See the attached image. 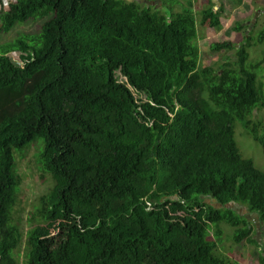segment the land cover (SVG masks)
<instances>
[{
	"label": "trees",
	"instance_id": "16d2710c",
	"mask_svg": "<svg viewBox=\"0 0 264 264\" xmlns=\"http://www.w3.org/2000/svg\"><path fill=\"white\" fill-rule=\"evenodd\" d=\"M209 4L200 25L221 31L224 10ZM167 6L16 0L0 10L6 35L41 23L0 45V264H18L23 244L25 264H227L210 236L223 224L236 244L264 247L256 238L264 174L236 141L241 123L264 150L250 119L264 108V60L250 63L264 28L257 44L213 43L210 53L234 51L237 60L205 67L193 4L176 13ZM34 145L54 186L25 237L13 218L22 186L16 155Z\"/></svg>",
	"mask_w": 264,
	"mask_h": 264
},
{
	"label": "rangeland",
	"instance_id": "374dc122",
	"mask_svg": "<svg viewBox=\"0 0 264 264\" xmlns=\"http://www.w3.org/2000/svg\"><path fill=\"white\" fill-rule=\"evenodd\" d=\"M16 0H0V5L8 8V4ZM139 1V0H138ZM141 1V0H140ZM150 1V0H146ZM156 3L158 7H170L173 11L181 12L184 8H188V3L193 4V10L197 15L199 26V40L197 41L198 47L201 49L202 65L205 67H213L219 69L225 63H235L237 56L234 51L210 53L208 48L213 43L231 42L235 46L240 47V44L245 43V38H252V44L258 42L260 39V31L264 28V17L257 18V13L254 8L247 6L242 9L237 3V0H213L214 9L218 12L220 9L224 10L221 17L223 29L215 31L209 27H202L201 12L206 8H210L208 0H151ZM173 2V3H171ZM256 7V6H255ZM261 7V6H258ZM254 10V11H253ZM167 12V11H166ZM256 14V16H255ZM242 24L245 28L241 32H236L234 29L236 25ZM40 22H29L23 26H17L10 34L0 33V45L10 43L22 35L36 34L40 28ZM257 44V43H256ZM250 63L256 64L258 61L264 60V44L260 46L254 45L250 50ZM13 63L22 67L21 54L13 53L10 56ZM260 82L264 85V65L258 71ZM118 80L125 83L126 80L119 74ZM139 101H146V97L134 93ZM253 127H258V133L261 138H264V108L257 109L250 118ZM254 137L247 131L241 123L236 125V141L245 159L252 160L257 170L264 174V150L260 143L256 142ZM37 146H32L24 155H16L17 170L22 179V186L19 194L18 205L15 209L14 220L18 224L26 237L30 230L37 226L38 220L35 219L36 207L39 205V198L47 194L54 186L52 178L41 171V165L38 164ZM242 217H246L254 226H259L258 218L250 215L246 207L235 205L233 206ZM215 226V225H214ZM258 228V227H257ZM219 237H216L217 228L210 231V236L216 242L217 255L220 256L227 264H261L259 260L260 253L264 252V247L260 248L250 245L247 242L236 244L234 241L235 229L227 224L220 226ZM261 229V228H260ZM257 235L261 245L264 243V228ZM263 233V234H262ZM26 241V238L24 242ZM262 252V253H263ZM18 264L26 263V251L23 244L18 251L14 253Z\"/></svg>",
	"mask_w": 264,
	"mask_h": 264
},
{
	"label": "crops",
	"instance_id": "0c3cea01",
	"mask_svg": "<svg viewBox=\"0 0 264 264\" xmlns=\"http://www.w3.org/2000/svg\"><path fill=\"white\" fill-rule=\"evenodd\" d=\"M237 1L243 2V5L241 6L242 9H246L247 6L253 7L255 12L258 14L257 18L260 19V18L264 17V0H237ZM258 6H261V7H258ZM4 9L5 8L0 5V10H4ZM255 16H256V14H255Z\"/></svg>",
	"mask_w": 264,
	"mask_h": 264
}]
</instances>
